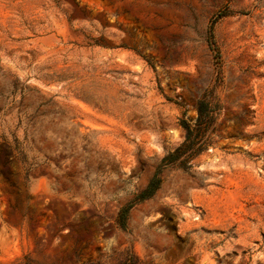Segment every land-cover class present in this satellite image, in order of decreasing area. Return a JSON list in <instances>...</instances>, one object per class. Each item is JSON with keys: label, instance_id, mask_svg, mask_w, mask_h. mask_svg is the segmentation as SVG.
I'll return each mask as SVG.
<instances>
[{"label": "rangeland", "instance_id": "rangeland-1", "mask_svg": "<svg viewBox=\"0 0 264 264\" xmlns=\"http://www.w3.org/2000/svg\"><path fill=\"white\" fill-rule=\"evenodd\" d=\"M0 264H264V0H0Z\"/></svg>", "mask_w": 264, "mask_h": 264}, {"label": "trees", "instance_id": "trees-1", "mask_svg": "<svg viewBox=\"0 0 264 264\" xmlns=\"http://www.w3.org/2000/svg\"><path fill=\"white\" fill-rule=\"evenodd\" d=\"M222 14L224 13H218L208 28V41L213 49L216 48L213 31L214 23ZM207 106L208 103L205 100L199 101L198 117L194 126L186 121L183 122L182 127L185 130L184 141L161 159L147 185L136 194L130 205L122 209L124 215L131 205L151 197L156 192L162 182V172L164 169L171 166L189 167L192 161L212 144L213 134L216 130L215 121L217 115L214 110L209 109Z\"/></svg>", "mask_w": 264, "mask_h": 264}]
</instances>
